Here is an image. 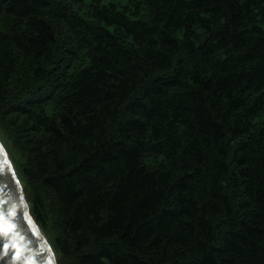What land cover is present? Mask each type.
<instances>
[{"label": "trees", "instance_id": "obj_1", "mask_svg": "<svg viewBox=\"0 0 264 264\" xmlns=\"http://www.w3.org/2000/svg\"><path fill=\"white\" fill-rule=\"evenodd\" d=\"M0 141L57 264H264V0H0Z\"/></svg>", "mask_w": 264, "mask_h": 264}, {"label": "water", "instance_id": "obj_2", "mask_svg": "<svg viewBox=\"0 0 264 264\" xmlns=\"http://www.w3.org/2000/svg\"><path fill=\"white\" fill-rule=\"evenodd\" d=\"M0 264H57L0 142Z\"/></svg>", "mask_w": 264, "mask_h": 264}, {"label": "rangeland", "instance_id": "obj_3", "mask_svg": "<svg viewBox=\"0 0 264 264\" xmlns=\"http://www.w3.org/2000/svg\"><path fill=\"white\" fill-rule=\"evenodd\" d=\"M1 142V141H0ZM2 144V143H1ZM3 145V144H2ZM4 147V146H3ZM5 149V148H4ZM5 151H6V149H5ZM6 153H7V151H6ZM8 154V153H7ZM9 156V155H8ZM9 158H10V156H9ZM10 160H11V162H12V159L10 158ZM12 165H13V163H12ZM13 167H14V165H13ZM15 169V168H14ZM16 172V171H15ZM16 175H17V173H16ZM17 178H18V176H17ZM22 185V184H21ZM46 237V236H45Z\"/></svg>", "mask_w": 264, "mask_h": 264}]
</instances>
